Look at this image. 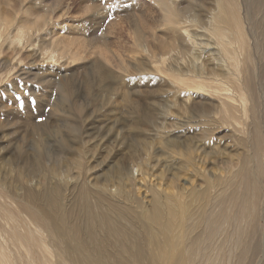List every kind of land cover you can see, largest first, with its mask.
<instances>
[{
  "label": "rangeland",
  "instance_id": "obj_1",
  "mask_svg": "<svg viewBox=\"0 0 264 264\" xmlns=\"http://www.w3.org/2000/svg\"><path fill=\"white\" fill-rule=\"evenodd\" d=\"M229 1L0 0V184L27 199L63 193L69 220L84 226L76 201L84 188L148 207L144 177L177 200L178 188L204 190L207 177L214 201L246 166L261 184L260 206L237 223L248 244L239 251L249 248L251 264L264 258V158L253 138L264 144V0ZM230 4L250 46L246 54L234 46L238 69L210 24L223 6L230 17ZM199 78L208 92L189 91ZM0 229H9L4 216Z\"/></svg>",
  "mask_w": 264,
  "mask_h": 264
},
{
  "label": "bare ground",
  "instance_id": "obj_2",
  "mask_svg": "<svg viewBox=\"0 0 264 264\" xmlns=\"http://www.w3.org/2000/svg\"><path fill=\"white\" fill-rule=\"evenodd\" d=\"M223 8H220L219 16L216 11L218 18L210 23L211 30L225 48L223 50L226 62L232 67H241L239 53L246 54L245 51L250 47L246 31L243 30L244 26L239 21L240 15H237L234 6H229L230 17L225 14L228 8ZM237 45L239 53L234 49ZM249 61L251 62V59ZM177 78L179 80L181 77ZM183 82L182 79V84ZM205 83L199 78L191 84L187 81V87L190 92V88L208 92L209 89L205 90ZM210 87L212 90V86ZM237 87L246 102L247 98L244 96L249 98L250 90L247 91L242 84ZM229 89L224 91H230ZM140 136L142 133L136 135L134 141H139ZM253 138L257 144L256 154L264 158L261 137L257 133ZM145 173L148 172L144 171L143 175H146ZM236 176L237 182L232 193L225 194L228 187L223 182L218 187L220 192H214V201L209 199L208 190L214 187L215 179L205 176L204 190L196 189L193 184L185 190L178 188L180 193L177 200L173 197L164 198L160 189L151 185L144 177L145 189L152 191V202L148 207L142 198L129 203L128 198L132 195L124 196V201L110 200L106 196L94 195L84 188L76 198L84 211H81V217L86 219L84 226L78 224L77 220H69V213L62 201L63 193L50 190L43 195L34 193L27 199L25 193L11 195L4 185L0 184V216H4L5 224L9 227L8 230L6 227L0 229L4 235H8L6 237L0 234V264H251L248 261L251 257L250 250L246 251L249 248L244 247L245 250L243 248L239 251L247 232L243 225L237 223L249 218L253 220L250 208L256 205L257 209L260 206L258 204L261 184L255 176L249 177L246 166ZM132 187L133 193L137 191V185ZM221 195L227 197L219 202ZM13 204L18 214L11 211L9 205ZM222 234L227 235V244L223 242L219 245V236ZM245 244L248 245L247 240ZM225 245L228 248L224 250ZM262 259L256 264H264Z\"/></svg>",
  "mask_w": 264,
  "mask_h": 264
}]
</instances>
